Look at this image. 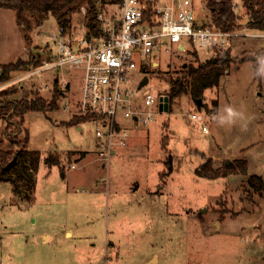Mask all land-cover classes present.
<instances>
[{
	"label": "rangeland",
	"instance_id": "rangeland-1",
	"mask_svg": "<svg viewBox=\"0 0 264 264\" xmlns=\"http://www.w3.org/2000/svg\"><path fill=\"white\" fill-rule=\"evenodd\" d=\"M95 3L97 14L121 13L118 0ZM233 3L236 26L229 46L196 50L195 57L173 44L139 58L129 70L125 86L143 99L148 91L168 95L170 79L184 64L226 50L230 57L219 84L204 89L200 102L188 89L167 111L155 109L147 125L134 127L129 118H119L130 136L113 147L105 166L91 115L65 109L81 91L71 67L44 70V82L34 74L23 77L13 94L0 97L41 98L45 107L51 101L57 106L24 113L18 126L6 128L0 119V149L22 148L26 127L24 149L41 154L36 172L22 155L20 176L0 181V264H264V190L248 184L252 174L264 179V37L242 35L250 30L247 13L239 0ZM87 10L84 0L73 11V37L89 27ZM193 12L198 23H214L206 0H193ZM58 25L49 14L33 24L26 40L15 11L0 7V60L51 51ZM55 79L63 93L57 98ZM62 79L69 81L66 87ZM229 108L236 115L229 116ZM72 116L87 119L73 124ZM49 154L60 163L47 165ZM213 171L219 175L204 176Z\"/></svg>",
	"mask_w": 264,
	"mask_h": 264
},
{
	"label": "built area",
	"instance_id": "built-area-1",
	"mask_svg": "<svg viewBox=\"0 0 264 264\" xmlns=\"http://www.w3.org/2000/svg\"><path fill=\"white\" fill-rule=\"evenodd\" d=\"M119 16L99 12L97 33L84 27L77 37L72 36L68 26L59 24L51 35L54 56L43 59L33 70L0 82V90L15 84L23 77L38 75L44 82L42 72L57 67H71L72 76L81 82L80 96L65 109H80L89 113L88 120L96 124L95 134L100 149L102 165L109 163L116 144H125L130 136L129 127L119 118L127 117L132 126L147 125L159 110V96L148 91L143 99L125 86L126 74L138 66V59L149 57L155 50L176 45L179 52L191 48L208 53L214 46L230 44L232 30H222L214 24L198 23L193 12V0H118ZM85 13V7H82ZM74 32V33H75ZM242 35L264 37V31L250 29ZM185 41V42H184ZM147 64H143L145 68ZM63 87L69 83L62 79ZM46 88L47 84H43ZM192 119H198L195 112ZM202 130L207 126L202 124Z\"/></svg>",
	"mask_w": 264,
	"mask_h": 264
},
{
	"label": "trees",
	"instance_id": "trees-1",
	"mask_svg": "<svg viewBox=\"0 0 264 264\" xmlns=\"http://www.w3.org/2000/svg\"><path fill=\"white\" fill-rule=\"evenodd\" d=\"M84 0H0V7L11 8L15 11L17 24L25 31V39L29 40L28 32L31 31L33 24L41 25L42 20L49 14L55 16L57 22L64 26L71 25V16L74 10ZM88 4L87 22L89 32L97 33L100 21L96 17V0H85ZM240 5L245 8L247 18L245 26L249 29L264 30V0H239ZM206 4L212 10L213 24L222 30H232L236 26L235 11L233 0H206ZM207 25L206 23H203ZM189 51H194L192 54L196 57V50L191 48ZM54 54L44 48L36 50L31 54V57L17 59L9 62H0V82L14 77L17 73L35 68L42 63L44 58L50 59ZM230 61L229 52L226 50L223 53L217 54L214 57L205 59L204 61L197 60L196 64L189 63L183 65L181 72L175 78L170 79V87L167 92L170 101L189 89L190 94L195 98L196 102L201 97L203 90L219 84V80L225 71L226 64ZM53 84L57 86V80ZM16 91V86H9L0 90V97L6 98L8 94H13ZM63 93L56 87L55 96L61 97ZM214 105L217 102L213 101ZM45 101L41 98L18 100L5 99L0 100V119H6L5 127L16 124L22 125L24 122L23 115L28 111H40L44 108L54 109L56 104L51 101L45 107ZM17 118V119H16ZM87 117L72 116L70 122L77 124L80 121L86 120ZM4 128V127H3ZM4 128V129H6ZM18 127L16 128V130ZM25 139L17 152L0 149V181L13 182V175L17 178L20 176L22 155L29 159V169L36 172L39 167L41 154L38 150L24 149L28 138V130L25 127ZM47 165L60 163V158L56 154H49L44 158ZM168 170L171 171L170 158L167 160ZM242 171H245L243 166ZM219 174L213 171L211 174L204 173V176L214 178ZM249 186L258 191L264 190V179L260 175L252 174L248 177Z\"/></svg>",
	"mask_w": 264,
	"mask_h": 264
},
{
	"label": "water",
	"instance_id": "water-1",
	"mask_svg": "<svg viewBox=\"0 0 264 264\" xmlns=\"http://www.w3.org/2000/svg\"><path fill=\"white\" fill-rule=\"evenodd\" d=\"M57 80V79H55ZM159 110L160 111H167L169 107V96L168 95H160L159 96ZM200 98L198 99V102H200Z\"/></svg>",
	"mask_w": 264,
	"mask_h": 264
},
{
	"label": "clouds",
	"instance_id": "clouds-1",
	"mask_svg": "<svg viewBox=\"0 0 264 264\" xmlns=\"http://www.w3.org/2000/svg\"><path fill=\"white\" fill-rule=\"evenodd\" d=\"M227 111H228V113H229V116L236 115V113H234L233 110L230 109V108H229Z\"/></svg>",
	"mask_w": 264,
	"mask_h": 264
},
{
	"label": "crops",
	"instance_id": "crops-1",
	"mask_svg": "<svg viewBox=\"0 0 264 264\" xmlns=\"http://www.w3.org/2000/svg\"><path fill=\"white\" fill-rule=\"evenodd\" d=\"M23 58H26V57H23ZM11 61H13V60H11ZM0 62H6V61H1V60H0ZM8 62H9V61H8ZM47 236H48V235H47Z\"/></svg>",
	"mask_w": 264,
	"mask_h": 264
}]
</instances>
